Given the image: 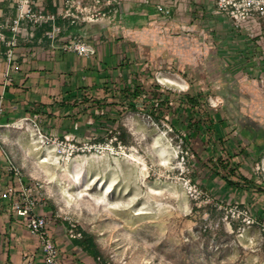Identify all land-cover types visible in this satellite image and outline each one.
<instances>
[{"label": "rangeland", "instance_id": "374dc122", "mask_svg": "<svg viewBox=\"0 0 264 264\" xmlns=\"http://www.w3.org/2000/svg\"><path fill=\"white\" fill-rule=\"evenodd\" d=\"M56 2L55 11L36 9V0L32 8L81 25L82 36L61 40L64 53L90 59L93 35L127 42L128 30L136 33L122 61L131 88L123 79L106 91L85 132L67 136L77 150L71 157L56 153L53 142L64 137L34 127L21 138L30 153L15 162L44 199L38 209L68 241L70 229L92 235L99 264H264L259 229L232 214L250 215L221 179L231 168L230 179L244 185L241 173L264 148V0H240L233 11L213 0ZM133 13L143 18L124 22ZM120 127L125 143L116 141Z\"/></svg>", "mask_w": 264, "mask_h": 264}, {"label": "crops", "instance_id": "0c3cea01", "mask_svg": "<svg viewBox=\"0 0 264 264\" xmlns=\"http://www.w3.org/2000/svg\"><path fill=\"white\" fill-rule=\"evenodd\" d=\"M36 1L38 10L55 11L57 6L56 0ZM15 15V0H0V32L6 40L0 42V264H43L38 236L31 234L10 212V201L3 196L8 186L17 185L8 172L9 164L18 168L17 154L30 153L21 144V138L34 127L40 134L53 137L81 136L92 119L89 111H102L101 105L108 102L106 91L121 88L123 79H128L124 86L131 88V74L126 73L122 61L130 58V37L136 29L128 30L127 42L118 41L115 33L107 37L93 35L86 42L96 53L85 59L60 50L62 39L83 35L78 21L58 18L61 32L50 43L43 34L45 26L29 24L26 34L14 35L7 24ZM122 18L133 25L143 17L133 13ZM101 28L104 27L97 30ZM11 39L14 42L8 45ZM258 148L255 166L246 175L241 173L248 182L240 189L231 188V202L247 208L257 230L264 225V148ZM24 184H28L25 178ZM36 213L46 217L47 235L58 248L62 264H99L74 241L67 240L61 227L50 221L48 212L38 209Z\"/></svg>", "mask_w": 264, "mask_h": 264}, {"label": "built area", "instance_id": "2783aa9c", "mask_svg": "<svg viewBox=\"0 0 264 264\" xmlns=\"http://www.w3.org/2000/svg\"><path fill=\"white\" fill-rule=\"evenodd\" d=\"M219 9L225 11L237 10V4L240 0H213ZM252 2H250L251 4ZM34 0H17L15 2V7L17 10L16 17L12 20L10 30L15 34H21L20 26L23 22H27L30 25L38 27H46L43 31L45 39L53 43L55 39L61 32V28L57 25V18L52 15H45L43 12H36L33 10ZM249 7H253L249 5ZM160 12L164 10L157 6ZM260 13L263 10L259 7ZM164 13L168 14L169 11L166 10ZM66 16H63L65 18ZM0 42H6L5 36L0 32ZM14 42L11 39L8 45H12ZM75 50L79 53H83V48L75 47ZM11 59V54H8V60ZM2 117V109L0 108V119ZM39 135L40 132H38ZM53 144H55L56 153L58 155H64V158H69L71 155L77 151L75 146L70 142L67 136H64V141L55 139ZM9 174H12L16 181V186H8L3 194L5 198L10 201L9 210L12 214L18 218L25 226V228L33 235L38 236L40 242V253L42 256L43 264H62L60 259V253L58 248L52 239L47 235V221L44 215H38L36 212L38 207L44 205V199L41 197L36 185H26L24 184V178L19 170L12 163L8 167ZM237 218H241V223L245 227H250L254 224V219L248 214L246 210L243 211H233ZM218 222L214 224V228L218 227ZM70 237L72 239L80 238V233L76 232L73 234V230H69ZM259 239L264 247V225L259 228Z\"/></svg>", "mask_w": 264, "mask_h": 264}, {"label": "trees", "instance_id": "16d2710c", "mask_svg": "<svg viewBox=\"0 0 264 264\" xmlns=\"http://www.w3.org/2000/svg\"><path fill=\"white\" fill-rule=\"evenodd\" d=\"M139 95L138 93V89H136L134 92H133V97L134 98H137ZM120 129V132L118 131L117 135H118V138H116L118 141V143H125V140H124V130L123 128H119ZM117 143V142H116ZM229 172L228 174L226 175H221V179L224 181V183L226 184L227 187L229 188H240L242 185L240 182H235V181H232L230 179L231 175L234 174V169H231L229 168L228 169ZM241 180L242 183L246 184L248 181L243 178V177H240L239 178ZM80 238L78 239H73V241L76 243V245L79 246V248L84 252L86 253L87 255L91 256L92 258H98L100 252H99V248L94 240V237L90 234H87L85 232H82L80 231Z\"/></svg>", "mask_w": 264, "mask_h": 264}, {"label": "bare ground", "instance_id": "6f19581e", "mask_svg": "<svg viewBox=\"0 0 264 264\" xmlns=\"http://www.w3.org/2000/svg\"><path fill=\"white\" fill-rule=\"evenodd\" d=\"M41 163L43 164H46L47 163V160H42ZM74 184H77L79 185V182L78 181H73ZM84 195H82L81 197H83ZM95 205H103L105 209L107 210H116V208H114L113 206H111L109 203L107 202H101V201H96V204Z\"/></svg>", "mask_w": 264, "mask_h": 264}]
</instances>
